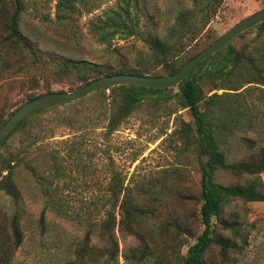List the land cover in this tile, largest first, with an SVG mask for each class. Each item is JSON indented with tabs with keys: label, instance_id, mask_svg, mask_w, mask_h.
Listing matches in <instances>:
<instances>
[{
	"label": "rangeland",
	"instance_id": "374dc122",
	"mask_svg": "<svg viewBox=\"0 0 264 264\" xmlns=\"http://www.w3.org/2000/svg\"><path fill=\"white\" fill-rule=\"evenodd\" d=\"M21 1L19 30L38 49L72 60H88L105 69L155 66L153 71L159 73L164 69L151 62L155 53L150 48L151 37L166 45L168 58L179 52L180 59H185L238 20L264 7V0H213L215 11H210L209 22L203 26L205 3L211 0H138L139 35L116 34L102 43L92 32V22L104 17L105 11L120 0H74L73 11L58 9V0ZM7 2L13 7L14 0ZM231 43L253 58L264 77V33L252 28ZM11 57L15 56L8 55ZM25 67L0 76V126L27 100L29 92L36 95L46 88L43 73L48 74L50 68L33 66L28 59ZM32 75L41 81L35 90L26 85ZM257 79L256 69L243 60L231 73L201 80L204 95H218L210 106V116L219 146L229 161L248 153L241 137L264 139V85L255 82ZM72 83L74 89L80 84L74 79ZM232 86L239 88L228 89ZM51 87L71 91L65 83H52ZM171 88L177 91L175 86ZM111 101L112 93L106 89L45 107L0 145V157L21 152L11 177L18 199L0 190V260L6 259L8 264H104L91 260L97 252L78 259L74 249L83 245L91 222L95 225L92 242L102 244L99 222L109 208L110 200L104 207L102 203L110 198V182L127 187L144 185L143 196L136 198L145 205L139 213L138 231L147 240L145 251L151 254L137 264H177L201 232L198 136L190 111L176 98L158 104L146 99L109 132ZM253 178L264 183V170L241 176L225 170L215 172V180L223 184H244ZM127 196L135 201L132 194ZM15 214L20 216L23 230L16 249L11 240ZM212 222L214 235L228 241L229 246L211 244L203 264H264V198H232ZM117 236L120 250L125 244L132 245L136 253L141 251L131 236ZM118 264H125L121 256Z\"/></svg>",
	"mask_w": 264,
	"mask_h": 264
},
{
	"label": "trees",
	"instance_id": "16d2710c",
	"mask_svg": "<svg viewBox=\"0 0 264 264\" xmlns=\"http://www.w3.org/2000/svg\"><path fill=\"white\" fill-rule=\"evenodd\" d=\"M56 4L58 9L64 8L70 11L76 9L74 0H58ZM205 6L207 8L203 14V22L205 21L203 26L209 22L210 11H215L213 0L206 2ZM22 10L23 3L21 0H14L13 7L9 5L7 0H0V76L7 71H23L26 68L27 59L33 66L43 65L50 68L48 74L43 73V80L46 82L45 90L36 95L29 92L26 101L42 93L56 91L51 87L52 83H65L68 90H73L72 79L80 83L77 85L78 88L90 80L113 73H133L150 76L172 74L198 53L185 59H180L182 57L177 52L174 56L168 58L164 54V50H167L166 45L161 44L156 37H151L149 44L151 50L155 53L151 59L152 61H150L153 64L161 65L164 72L153 71L155 66L139 67L138 69H126L124 66H120L118 69H105L100 64L88 60H72L56 53H51V51L48 52V50L42 51L38 49L37 45L22 35L19 30L18 24ZM137 11L138 0H120L116 7H110L105 11L104 17L98 16L92 22L94 36L98 41L107 43L116 34L123 36L139 35ZM252 28H255L259 34L264 33V21L247 30ZM246 31L238 36H242ZM180 45H183V41L180 42ZM8 55H14L15 57L8 58ZM243 60H246L256 69L258 79L255 82L264 85V77L255 66L253 58L238 50L230 41L223 48L199 62L188 77L175 85L177 88L175 92H172L171 87L153 88L137 85H114L97 90L102 92L110 89L112 93L111 112L107 123L109 132L117 129L123 119L146 99H151L158 104L176 98L178 104L183 108H187L192 115L194 130L198 136L196 140V155L200 172L198 219L203 228L196 236L194 242L187 246L185 254L180 256V261L177 264H203V257L211 244L217 243L222 248L229 246L228 241L214 235V223L212 222L213 217H220L222 207L227 201L232 198H241L245 201H258L264 198V183L258 178H253L244 184L235 185L223 184L215 180V172L217 170H225L238 176L245 174L256 175L264 170V139L261 138L241 137V145L248 153L235 161L227 159L225 152L220 148L217 141L215 123L210 116V106L215 103L218 95L215 92L210 95H204L201 87V80L205 77H222L231 73ZM26 85L29 90L38 89L41 86L39 76L32 75L28 77ZM238 88L237 86L228 87V89L232 90H237ZM58 90L64 91V89ZM53 105L37 109L23 119L13 131L25 127L31 115ZM6 119L3 120L1 126ZM186 127L190 129L191 126L187 124ZM20 154L21 152L18 151L15 155L9 154L0 157V190H3L16 200L19 194L11 177L15 167L14 162L20 157ZM108 189L110 192L108 197L110 196V198H107L102 203V207L105 206L107 200H110L108 202L109 208L105 210V216L99 222L102 244L97 246L92 242L95 225L92 222L90 225L88 223L83 245L76 251L74 249L75 256L78 259H82L84 255L96 254L97 252V257L91 260L99 259L104 264H108V262L110 264H118L121 256L125 264L134 263L132 261L137 264V261L141 260V258L144 259V255L151 254L145 251V249H148L147 240L138 231L140 224L139 213L144 211L143 207L145 205L141 204L136 198L143 196L144 185L135 184L132 187H127L120 182H110ZM129 193L134 196V202L127 196ZM121 194L122 197L120 198ZM114 208H117V212ZM117 215L118 219L116 218ZM11 231L12 246L16 249L20 246L23 237V230L20 227V216L17 214L13 215ZM117 233H120L122 238L131 236L135 241V247L140 246L141 251L136 253L132 245L126 246L125 244L124 248L120 250ZM2 246L3 243L0 241V251ZM0 264H8V261L6 259L0 260Z\"/></svg>",
	"mask_w": 264,
	"mask_h": 264
},
{
	"label": "water",
	"instance_id": "95a60500",
	"mask_svg": "<svg viewBox=\"0 0 264 264\" xmlns=\"http://www.w3.org/2000/svg\"><path fill=\"white\" fill-rule=\"evenodd\" d=\"M264 21V7L243 17L224 31L215 40L185 62L178 71L168 75L150 76L133 73H113L103 75L71 91H50L42 93L17 107L0 127V145L19 125V123L37 109L77 100L93 91L114 85H137L153 88H169L188 77L193 68L202 60L212 55L240 33Z\"/></svg>",
	"mask_w": 264,
	"mask_h": 264
}]
</instances>
